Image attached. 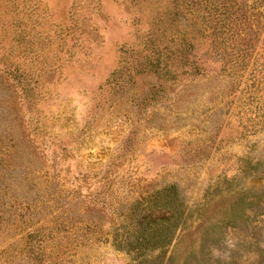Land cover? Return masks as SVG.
Returning <instances> with one entry per match:
<instances>
[{
  "label": "rangeland",
  "instance_id": "rangeland-1",
  "mask_svg": "<svg viewBox=\"0 0 264 264\" xmlns=\"http://www.w3.org/2000/svg\"><path fill=\"white\" fill-rule=\"evenodd\" d=\"M171 185L172 264H264V0H0V264H131Z\"/></svg>",
  "mask_w": 264,
  "mask_h": 264
},
{
  "label": "trees",
  "instance_id": "trees-1",
  "mask_svg": "<svg viewBox=\"0 0 264 264\" xmlns=\"http://www.w3.org/2000/svg\"><path fill=\"white\" fill-rule=\"evenodd\" d=\"M202 30L208 32L205 27ZM161 59V54H156V59L145 66L149 68L155 64V70L160 68L161 71ZM120 78L121 72H118V82ZM180 195L178 187L171 185L157 190L149 200L142 199L136 203L132 216L135 221L133 232L126 239L115 235L113 242L117 250L126 251L131 256V264H162L163 260L172 264L178 251L196 244L202 227L210 229L207 222L195 227L189 225ZM154 255H157V260H152Z\"/></svg>",
  "mask_w": 264,
  "mask_h": 264
}]
</instances>
